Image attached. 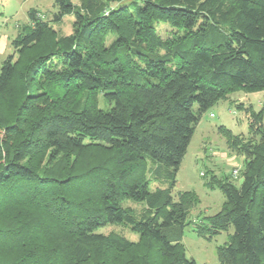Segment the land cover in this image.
I'll return each instance as SVG.
<instances>
[{
  "label": "trees",
  "instance_id": "trees-1",
  "mask_svg": "<svg viewBox=\"0 0 264 264\" xmlns=\"http://www.w3.org/2000/svg\"><path fill=\"white\" fill-rule=\"evenodd\" d=\"M78 1L54 0L49 20L31 8L0 68V264H106L111 250L124 264H199L179 242L198 198L173 188L203 114L264 90V0ZM68 14L74 32L58 33ZM250 109L246 141L220 127L242 181L211 174L226 199L195 227L205 239L233 227L219 264H264V107ZM110 224L139 242L100 231Z\"/></svg>",
  "mask_w": 264,
  "mask_h": 264
},
{
  "label": "rangeland",
  "instance_id": "rangeland-1",
  "mask_svg": "<svg viewBox=\"0 0 264 264\" xmlns=\"http://www.w3.org/2000/svg\"><path fill=\"white\" fill-rule=\"evenodd\" d=\"M73 2L78 3L79 1L73 0ZM31 8H37L41 12L42 18L48 20L57 11L54 0H0V68L10 54H14V57L18 56V49L14 47L13 40L19 36L24 25L29 24L28 11ZM51 26L58 33L72 34L74 32V15H65L62 21L51 22ZM157 28L164 37L177 34L176 30L165 22L157 23ZM112 38L113 35L108 34L106 43L109 44ZM246 96L253 98V104L244 101ZM263 96L264 93L251 94L238 90L229 94L228 99L221 100L212 106L203 114L196 126L187 153L180 165L173 195L177 199L178 193L191 191L198 198V202L190 210V222L185 227L183 238L179 242L184 245L186 255L194 258L199 264H219L218 246L229 239V233L234 232L233 227H231L229 232L223 231L211 239H205L200 237L195 230L196 224L203 217L213 216L220 211L226 199L222 189L208 186L206 181L210 175L213 174L216 180L229 176V179L238 186L242 181L244 156L236 154L224 135V128L232 130L233 134L238 137L241 136L242 142L246 141L249 137L248 123L251 114V109L248 110V108L252 107V109L259 111L258 103L263 101ZM238 104H241V109L237 107ZM220 127L224 128L220 129ZM149 164L151 166V160H149ZM150 178L152 190L156 187H168L169 185L167 180L162 179V181L151 176ZM124 204H129L137 210L142 209L141 204L132 200H125ZM45 230L48 231L44 235L45 237L52 235L50 230ZM100 231L106 235L123 236L135 244L140 240V236L125 224H110L101 228ZM52 241L42 240V243L46 245V243L51 242L53 244ZM111 251H109V256L112 259H107L106 264L111 262L124 264L126 258ZM9 256V253L0 250L1 258L6 259Z\"/></svg>",
  "mask_w": 264,
  "mask_h": 264
},
{
  "label": "crops",
  "instance_id": "crops-1",
  "mask_svg": "<svg viewBox=\"0 0 264 264\" xmlns=\"http://www.w3.org/2000/svg\"><path fill=\"white\" fill-rule=\"evenodd\" d=\"M257 93H264V90L263 91H259V92H254V93H251V94H257ZM247 95V94H246ZM244 101H246V103H250V104H253V98L252 97H250V96H246V99L244 100ZM259 104V106H258V108L260 107V109L261 108H263L264 107V96H263V101L262 102H260V103H258ZM253 106V105H252ZM246 117H248L247 115H246Z\"/></svg>",
  "mask_w": 264,
  "mask_h": 264
}]
</instances>
